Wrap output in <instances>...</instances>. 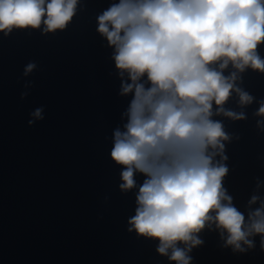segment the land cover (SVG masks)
<instances>
[{"label":"clouds","instance_id":"clouds-1","mask_svg":"<svg viewBox=\"0 0 264 264\" xmlns=\"http://www.w3.org/2000/svg\"><path fill=\"white\" fill-rule=\"evenodd\" d=\"M77 3L0 0V32L7 36L14 28L41 24L45 33L63 30ZM97 21V31L115 48L121 77L127 72L131 81L122 82L121 95L133 93L126 131L114 132L111 151L112 160L124 166L120 188H134L136 172L147 177L129 231L159 240L158 253L169 256L171 250L169 259L177 264H190L188 253L203 243L197 234L210 223L222 237L227 233L225 244L234 251L254 247L256 235L264 248V200L251 197L249 205L260 201V207L249 212L247 222L233 205L223 187L228 168L215 161L218 155L227 160L223 142L231 137L212 119H246L243 111L224 107L233 92L241 106L254 101L236 81L248 67L264 72L257 52L264 43V0H119ZM230 63L236 71L225 76ZM35 68L28 63L24 75ZM42 113L36 108L29 125L42 120ZM256 115L264 116V100Z\"/></svg>","mask_w":264,"mask_h":264}]
</instances>
